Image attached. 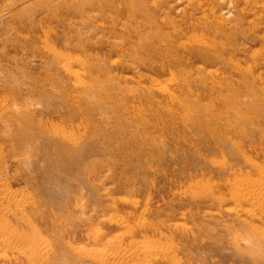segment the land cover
Instances as JSON below:
<instances>
[{"label":"rangeland","instance_id":"rangeland-1","mask_svg":"<svg viewBox=\"0 0 264 264\" xmlns=\"http://www.w3.org/2000/svg\"><path fill=\"white\" fill-rule=\"evenodd\" d=\"M263 172L264 0H0V264H264Z\"/></svg>","mask_w":264,"mask_h":264},{"label":"bare ground","instance_id":"bare-ground-1","mask_svg":"<svg viewBox=\"0 0 264 264\" xmlns=\"http://www.w3.org/2000/svg\"><path fill=\"white\" fill-rule=\"evenodd\" d=\"M68 60V59H67ZM264 173V172H263ZM0 186H2V184H1V182H0ZM2 188V187H1ZM0 188V189H1ZM4 191H5V189H4ZM255 191V190H254ZM1 192L3 193V191L1 190ZM6 192V191H5ZM239 192V191H238ZM237 191H236V193H238ZM251 192V191H250ZM13 193H11V194H5L6 196H3V195H1V193H0V208L1 209H3V210H5V209H7V207H6V205H4V204H2V200H4V199H12V197H14V195H12ZM233 194V193H232ZM239 194V193H238ZM249 194V193H248ZM250 195V194H249ZM239 197V196H238ZM240 197H241V195H240ZM256 203H257V206H258V208H262V209H264V187L263 188H260V189H258L257 190V192H253L252 194H251V196H250ZM246 198H248V200H249V197L247 196ZM250 198V199H251ZM7 202H8V200H7ZM10 202V201H9ZM248 202V201H247ZM248 203H250V202H248ZM254 203V202H253ZM252 203V204H253ZM255 204V203H254ZM4 205V206H3ZM257 207H255V209H256ZM249 210V209H248ZM263 213H264V211H263ZM3 224H1V226H0V235L2 236V238L6 241V240H8V238H9V236L11 237V238H14V240H18V239H20L19 238V236H18V234L16 233H10V231L7 229V228H4L3 226H2ZM21 236V235H20ZM23 238V237H22ZM32 238H34V237H32ZM31 238V239H32ZM37 238V237H36ZM24 239V238H23ZM35 239V238H34ZM34 239H32L33 241H34V243H35V246H37V248H35V247H32V249H31V251L33 250V249H37V251H38V246L40 245V244H42L41 243V241L39 240V239H37V240H34ZM11 241V240H10ZM9 241V242H10ZM8 242V241H7ZM33 243V244H34ZM41 246V245H40ZM146 249V248H145ZM147 250V249H146ZM33 252L34 251H32V253H30L29 252V255L30 256H32V255H34L33 254ZM36 252V251H35ZM113 253V252H112ZM111 253V254H112ZM32 254V255H31ZM111 254H109V255H111ZM116 254L117 255H114L115 257L117 256V257H123L124 258V253L123 252H116ZM35 256V255H34ZM106 256V255H105ZM113 256V255H112ZM114 256H113V260H114ZM33 257V256H32ZM109 257V256H108ZM107 257V258H108ZM125 257H127V256H125ZM102 258H103V256H102ZM121 258H120V260L119 261H121ZM104 259H106V257L104 258ZM104 259H102L101 261H106V260H104ZM109 260H111V257H110V259ZM113 260H111V261H113ZM117 260V261H118ZM108 261V260H107ZM124 261H126V260H124ZM127 261H128V259H127ZM127 261L125 262V263H127ZM103 263V262H102ZM108 263V262H107ZM115 263H117V262H115L114 261V264ZM119 263V262H118ZM122 263V262H121ZM121 263H119V264H121ZM124 264V263H123Z\"/></svg>","mask_w":264,"mask_h":264}]
</instances>
